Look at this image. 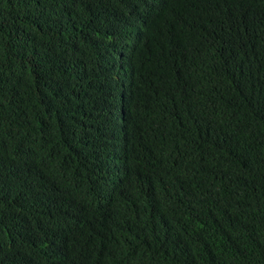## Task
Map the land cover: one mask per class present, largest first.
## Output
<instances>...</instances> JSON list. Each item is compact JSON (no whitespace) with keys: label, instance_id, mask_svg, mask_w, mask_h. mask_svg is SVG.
<instances>
[{"label":"trees","instance_id":"1","mask_svg":"<svg viewBox=\"0 0 264 264\" xmlns=\"http://www.w3.org/2000/svg\"><path fill=\"white\" fill-rule=\"evenodd\" d=\"M0 264H264V0H0Z\"/></svg>","mask_w":264,"mask_h":264}]
</instances>
